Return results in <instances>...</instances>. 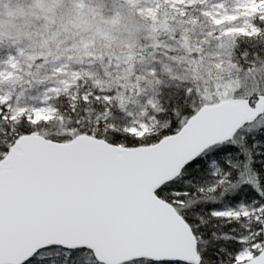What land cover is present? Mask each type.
<instances>
[{
	"label": "snow or ice",
	"instance_id": "snow-or-ice-1",
	"mask_svg": "<svg viewBox=\"0 0 264 264\" xmlns=\"http://www.w3.org/2000/svg\"><path fill=\"white\" fill-rule=\"evenodd\" d=\"M0 264H264V0H0Z\"/></svg>",
	"mask_w": 264,
	"mask_h": 264
}]
</instances>
